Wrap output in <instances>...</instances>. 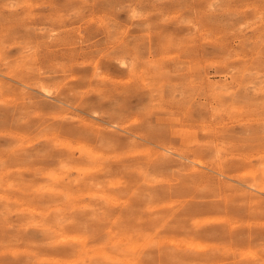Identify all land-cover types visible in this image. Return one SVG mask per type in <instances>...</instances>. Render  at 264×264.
<instances>
[{"label":"rangeland","instance_id":"rangeland-1","mask_svg":"<svg viewBox=\"0 0 264 264\" xmlns=\"http://www.w3.org/2000/svg\"><path fill=\"white\" fill-rule=\"evenodd\" d=\"M0 264H264V0H0Z\"/></svg>","mask_w":264,"mask_h":264},{"label":"bare ground","instance_id":"bare-ground-1","mask_svg":"<svg viewBox=\"0 0 264 264\" xmlns=\"http://www.w3.org/2000/svg\"><path fill=\"white\" fill-rule=\"evenodd\" d=\"M78 74H79V73H78ZM73 102H74V101H73ZM17 103H18V102H17ZM95 114H96V113H95ZM68 142H69V141H68ZM68 142H67V143H68Z\"/></svg>","mask_w":264,"mask_h":264}]
</instances>
